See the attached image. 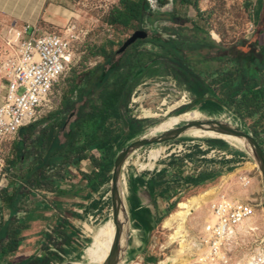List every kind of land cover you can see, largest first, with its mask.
<instances>
[{"label":"rangeland","instance_id":"rangeland-1","mask_svg":"<svg viewBox=\"0 0 264 264\" xmlns=\"http://www.w3.org/2000/svg\"><path fill=\"white\" fill-rule=\"evenodd\" d=\"M120 1L71 0L69 12L66 14L67 21H63L61 25L46 28L49 33L64 34L68 26H74L76 33L88 32L89 36L84 43L76 45L74 66L55 83L49 96L50 110L47 107L41 109L36 122L47 118L60 106L61 100L68 95L75 82L81 83V77L98 65L105 64L106 57L118 52L136 31L145 30L148 33V39L141 44L136 43L125 53V57L133 53L151 55L152 60L146 64V69L141 75L137 72L133 75L128 72L130 75L128 87L132 88L126 102L122 105V112L131 123V127L130 132L124 134L116 144L115 153L143 137H157L196 121L222 122L239 128L257 141L248 128L255 117L246 119V124L241 125L235 116L212 99L213 93L205 83H200L181 64L169 62L165 52L152 43L159 36L162 37V44L176 41L181 46L184 45L181 58L190 62L211 56L226 55L228 51L235 56L252 50L249 43L254 40V31L250 26L249 12L244 5L246 0H191L187 5L181 4L180 0H164V3H160V0H148L152 12H147L144 25L133 23L129 29L116 28L108 24L112 12L122 7ZM5 17L0 15V103L6 96L7 85L2 69L3 62L15 54L17 45L15 33L23 32V29L14 28L11 20ZM28 36L29 34L25 37ZM212 43L226 51L219 53L221 50L211 45ZM122 56H114L113 63L124 60ZM124 69H127V66ZM99 75L101 76V73ZM214 89L217 94L219 86H214ZM99 96L100 94L96 95V97ZM174 105L175 108L170 110ZM190 105L191 107L187 108ZM146 112L158 115L148 117ZM25 130L27 128H23V131ZM195 134L206 136H192ZM21 135L19 131L14 140L4 144L1 149L0 184L2 185L5 179L8 186L15 179V175L9 171V168L10 163L15 161V143L23 141ZM216 135L220 134L193 127L183 133L178 140L142 147L131 153L126 160L122 171L124 193L126 186L123 181L124 179L127 181L129 175L155 173L157 169H160V165L167 166L160 170L157 179L151 181L152 186L164 189L162 198L166 199L168 204H165L164 208L161 206L164 211L162 218L158 222V227H155L151 233L153 239L148 252L150 258L155 257L156 261L148 264H159V262L162 264L166 258L179 256L186 252L177 264L190 262L188 257L192 255V249H187L181 239L176 240L169 248H164L169 237L176 231V229H168L165 222L173 214L181 211V203H186L194 196H205V201L209 203L199 207L189 216L186 222L188 238L194 240L204 223L213 219L210 212L211 202L225 197L253 204L255 214L262 220L258 219L260 230L252 236L242 237L236 230L229 245L231 256L240 261L244 256H252L257 247L264 245V181L259 162L235 140L210 137ZM241 140L249 146L246 140ZM261 146L264 151V144ZM156 151L160 154L158 162L154 160ZM154 162L156 163L152 169L142 168V164ZM242 178L251 180V183L247 185L241 181ZM187 184L194 187H179L181 194L178 193L177 199L173 198V201H169L174 195L170 191L171 186ZM2 185L0 188L3 187ZM111 189L112 178L102 192L103 208L90 223L86 224V228H83L84 233L76 234L81 235L78 247L64 250L59 246L60 240H55V242L53 239L49 240L55 253L60 256L55 264H89L85 257L86 249L92 243L93 237L102 229L103 224L113 219ZM212 191H220V194L218 196L210 194ZM6 214L7 211L0 213L1 220ZM122 226H124L121 231L123 255L129 242V233L132 230L130 218ZM111 231L110 244L116 242L114 235H117V225L115 223ZM96 250L88 256L93 257L94 255L93 259L100 258L101 263L99 264H104L110 257L107 254H98L99 251L95 252Z\"/></svg>","mask_w":264,"mask_h":264},{"label":"crops","instance_id":"crops-1","mask_svg":"<svg viewBox=\"0 0 264 264\" xmlns=\"http://www.w3.org/2000/svg\"><path fill=\"white\" fill-rule=\"evenodd\" d=\"M70 1L0 0V15L11 20L12 26L16 29L28 28L26 35H30L37 27L38 30L47 32L46 28L58 26L67 21L66 14L70 9ZM244 5L249 12L254 40L249 43L252 50L240 54V58L241 64L250 68L248 71L251 73L254 66L247 61L255 60L257 63L264 61V0H246ZM122 57L125 58V56ZM120 61L122 60L118 61L122 66L119 73L128 71V68L123 67L124 62ZM106 68L108 69L109 66ZM92 70L81 77V83L73 84L68 95L61 100L60 106L47 118L24 127L27 130L22 129L20 132L23 141L15 143V161L9 168V171L15 175V179L9 186L5 179V183L0 184L3 186L0 190L12 191L13 187L20 183L21 176L27 174L28 170L34 167V163L40 159L46 160V169L52 178V183L47 184L45 190L32 187L29 189L30 194L26 202L29 210L17 214V217L22 218L28 227L20 232L19 237L23 240L17 250L10 253L7 258L11 264L19 263L31 256L39 257L45 246L55 251L49 239H53V242L60 240L59 246L64 250L75 249L81 242L79 238L81 235L76 234L84 233L83 228H86V224L90 223L103 208L102 192L110 181H104L105 172L98 165L103 158L101 148L86 150L83 154L86 158L77 164L71 162L64 168H60L63 167L64 157L67 155L80 156L73 146H81L85 143V134L89 129L83 128L86 123L80 124L79 115L81 113L88 115L101 106V94L105 88L97 86L100 75L97 72L92 73ZM259 73L260 71L257 70V76ZM260 82L263 83L264 80ZM112 84L111 78L107 85L110 88ZM98 94L100 96L96 97ZM74 126H77V132L80 135L73 139L71 134ZM82 129L85 131L81 132ZM166 167V165H160V169H157L155 173L132 174L127 177V181L125 179L123 181L126 186V203L132 226L126 252L122 255V261L125 263H130L137 258H140L144 264L156 261L155 257L150 258L148 252L153 239L151 233L155 227H158V222L162 218L164 211L161 206L164 208L168 202L162 198L164 189L155 186L153 188L151 181L157 179L160 170ZM179 187L194 186L190 184L171 186L170 191L177 195L175 197L173 195L169 201L178 198ZM8 218L6 214L2 221H7ZM111 240L112 237L105 239L97 249L99 252L97 250L95 252L107 254L110 257L115 245V243L110 244ZM134 243L135 246H131ZM92 256H87L86 259H93L94 255ZM94 262H96L94 264L101 263Z\"/></svg>","mask_w":264,"mask_h":264},{"label":"trees","instance_id":"trees-1","mask_svg":"<svg viewBox=\"0 0 264 264\" xmlns=\"http://www.w3.org/2000/svg\"><path fill=\"white\" fill-rule=\"evenodd\" d=\"M180 1L181 4L187 5L190 4L191 0ZM160 3H164V0H160ZM120 4L122 7L115 9L108 21V24L112 27L129 29L133 23L142 26L147 17V12H152L148 0H121ZM143 42L139 41L137 43L141 44ZM161 42L162 38L159 36L152 43L165 52L169 62L181 64L200 83H205L213 93L212 99L235 116L241 125L246 124V119L255 117L252 125H249L248 128L257 141L263 145L264 82L261 83L260 81L264 80V61L258 63L255 60L252 62L247 61L248 64L254 66L251 73L248 71L250 68L241 64L240 54L232 56L230 51L226 55L211 56L200 61L190 62L181 58L184 45L181 46L176 41L166 42L165 44ZM211 45L215 46L213 43ZM215 48L221 50L219 53L226 51L218 46H215ZM116 55H118L117 52L107 56L105 64H100L92 70V73H101L97 86L105 88V91L101 94V106L96 111L88 113V115L84 113L79 115L80 124L86 123L83 128L89 129L85 134V143L81 146L74 145L73 148L78 151L77 154L80 156L67 155L64 157L63 167H60L64 168L65 165L71 162L77 164L86 158L83 155L86 150L99 147L103 151V158L98 165L105 172L104 181H110L112 178L111 173L114 162L119 153H115L114 149L124 135L121 121L122 105L126 102L132 88L128 87L130 77L128 72L132 75L136 72L141 75L146 69V64L152 60L151 55L145 56L142 53L138 55L133 53V55H128L122 60L125 61L122 63L123 67L127 66L128 71L119 73L122 65L119 62L113 63ZM123 56H125V53ZM106 66H109V68L107 69ZM257 70L260 71L259 76H257ZM111 78L113 84L109 88L107 83ZM217 85L219 89L216 94L214 86ZM88 123H90L89 126ZM76 127H72L71 137L73 139L80 135ZM22 129H20V132ZM84 129L81 132H84ZM10 164L13 165V162ZM34 164V167L29 169L27 174L21 176L20 183L16 184L12 191H8V189L0 190V213L7 211L9 216L7 221H2L0 218V264H11L7 261V258L10 253L17 250L23 240L19 237V234L28 225L24 223L22 218H18L17 214L29 210L26 203L30 194L29 189L32 187L45 190L47 184L52 183V178L48 175L46 169V160L40 159ZM59 258L60 256L55 251L45 246L39 257L31 256L16 264H55Z\"/></svg>","mask_w":264,"mask_h":264},{"label":"built area","instance_id":"built-area-1","mask_svg":"<svg viewBox=\"0 0 264 264\" xmlns=\"http://www.w3.org/2000/svg\"><path fill=\"white\" fill-rule=\"evenodd\" d=\"M27 30L15 33V54L3 62L7 85L6 96L0 103V152L20 129L36 122L41 109L50 110L53 86L74 66L76 45L89 36L88 32L76 33L74 26H68L64 34L40 33L35 28L26 38ZM210 211L214 221L202 226L186 264H240L231 256L229 245L237 226L254 214L255 206L223 199L211 202ZM127 264L144 263L137 258ZM249 264H264V245L254 250Z\"/></svg>","mask_w":264,"mask_h":264},{"label":"water","instance_id":"water-1","mask_svg":"<svg viewBox=\"0 0 264 264\" xmlns=\"http://www.w3.org/2000/svg\"><path fill=\"white\" fill-rule=\"evenodd\" d=\"M148 33L145 30L136 31L121 47V49L117 52V54L123 55L134 46L139 41H145L148 39ZM188 106L187 108H190ZM121 121L124 129V134L130 132V123L126 118L125 114L121 112ZM201 128L205 131H211L220 135H225L227 137H233L238 139H244L247 141L249 146L251 147V152H248L255 158L256 161L259 162L260 169L263 176L264 181V151L260 143H258L251 135L245 133L244 131L240 130L239 128L232 127L222 122L218 121H196L188 123L182 127H179L173 131L161 134L159 136H154L151 138H141L137 141H134L129 146L123 148L117 155L114 168L112 173V189H111V199H112V207H113V221L117 225V235H116V242L113 247L112 253L110 258L104 264H120L123 261L122 258V249H121V231H122V223L119 219V211L121 205L124 206V211L126 213V217L129 221V212L127 208V203L125 199V193L122 187V171L126 160L130 156L131 153L135 152L136 150L151 146L155 144H161L169 141H175L181 138V135L185 133L190 128ZM67 264H79V263H67Z\"/></svg>","mask_w":264,"mask_h":264},{"label":"bare ground","instance_id":"bare-ground-1","mask_svg":"<svg viewBox=\"0 0 264 264\" xmlns=\"http://www.w3.org/2000/svg\"><path fill=\"white\" fill-rule=\"evenodd\" d=\"M174 108H175V105L173 107H171L170 110H173ZM146 114L148 115V117H156L158 115V114H154L152 112H146ZM192 136L202 137V136H206V135L195 134V135H192ZM210 137L220 138V139H223V140H235L238 144H240L241 146L245 147L249 152H251V148L249 146L245 145L242 142L241 139L233 138V137H227L225 135H216V136H210ZM155 156H156V158L154 160L157 161L158 158L160 157V154L156 151L155 152ZM155 163L156 162H154L152 164L151 163L142 164V168L152 169L155 166ZM241 181L245 182L247 185H249L251 183V180H248L246 178H242ZM210 194H217V196H218V194H220V191L219 192L212 191V192H210ZM205 199H206L205 196H194V197H192L186 203H181V205H180L181 211L180 212H177V213L173 214L170 218H168L166 220L165 226L168 229H172V230L176 229V231H175V234H173V235H171L169 237V241L164 246V248H169L171 245H173V243L176 240L181 239L183 241V243H184V246L187 249H189V250L192 249V247H193V239L192 238H188V236H187L186 222L188 221L189 216L193 212H195L199 207L209 203V201L206 202ZM223 199L232 200V199L225 198V197H222L221 199H218V200H223ZM218 200H215V201H218ZM119 219H120V222L122 223V225H124L126 220H127L126 213L124 211V206L123 205H121V209L119 211ZM258 219L260 221H262L261 217L259 218L258 215H256L255 212H254L253 215L247 217L241 224H239L237 226V228H236L237 232H239L242 235V237L252 236L253 234L257 233L260 230L259 229L260 226H259V223H258ZM213 221H214V217L209 222L211 223ZM257 223H258V225H257ZM112 228H114V221L111 218L106 223L103 224L102 229L94 236L95 242L92 245H90V247L88 249H86L85 257H87L94 250L98 249L100 244H102L103 241L106 238L107 239L111 238V234H112L111 230H112ZM113 231H114V229H113ZM133 245L135 246V244H131V246H133ZM127 246H128V244L125 247L124 253L126 252ZM186 253H181L179 256L168 257L162 262V264H177L180 261V259ZM188 256H190V255H188ZM252 256H250V257L249 256H244L243 259H241L239 261L240 264H249L252 261ZM100 260H101L100 258L99 259H89L88 262H89V264H94V261H100ZM159 264H160V262H159Z\"/></svg>","mask_w":264,"mask_h":264},{"label":"flooded vegetation","instance_id":"flooded-vegetation-1","mask_svg":"<svg viewBox=\"0 0 264 264\" xmlns=\"http://www.w3.org/2000/svg\"><path fill=\"white\" fill-rule=\"evenodd\" d=\"M175 21H177V20H175Z\"/></svg>","mask_w":264,"mask_h":264}]
</instances>
